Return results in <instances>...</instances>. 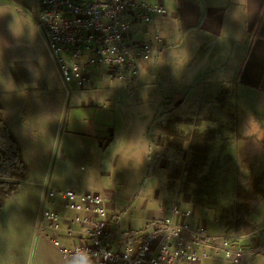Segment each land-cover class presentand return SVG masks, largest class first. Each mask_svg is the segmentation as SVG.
I'll use <instances>...</instances> for the list:
<instances>
[{"label": "crops", "instance_id": "0c3cea01", "mask_svg": "<svg viewBox=\"0 0 264 264\" xmlns=\"http://www.w3.org/2000/svg\"><path fill=\"white\" fill-rule=\"evenodd\" d=\"M152 1L163 2L167 10L153 23L164 48L140 61L137 76L128 84L96 68L90 70L89 86L65 97L44 45L38 44L37 49L42 57L31 58L24 44L18 48L15 43L0 42L2 117L27 168L18 191L8 197L22 192L23 200L7 198L0 208V230L7 222L14 223V230L2 238L8 248H0V264H28L29 260V264H35L34 260L37 264H67L46 239L33 236L43 184L106 196L124 230L122 222L136 201L143 176L139 168L149 160L150 144L162 159L157 174L178 152L167 146L162 116L181 109L194 114L203 100L226 94L233 103L231 113L237 115L242 104L248 105L252 113L247 118L253 121L255 136L264 131V0ZM63 110L68 115L64 127L60 123ZM173 125L176 128V121ZM167 184L163 192L154 186L145 189L148 203L158 202V208L140 218V225L132 227L127 218V226L141 228L152 215L162 216L164 208L177 204L193 211L192 225L201 221L211 233H226L215 219L216 229L210 230L208 223L213 222L203 220L204 212L195 209L189 195L184 191L179 197L180 190L170 181ZM252 216L248 231L261 227L256 243L262 244L264 192L253 204ZM201 264L231 263L206 259ZM246 264H264V249Z\"/></svg>", "mask_w": 264, "mask_h": 264}, {"label": "built area", "instance_id": "2783aa9c", "mask_svg": "<svg viewBox=\"0 0 264 264\" xmlns=\"http://www.w3.org/2000/svg\"><path fill=\"white\" fill-rule=\"evenodd\" d=\"M164 1V0H163ZM29 14L51 59L65 97L89 86L90 70L104 68L125 84L140 61L164 48L153 23L167 10L152 0H32ZM109 198L42 185L33 236L46 239L67 264H246L264 249L261 227L244 233H211L192 210L177 204L138 229L120 228ZM65 238L67 244H61Z\"/></svg>", "mask_w": 264, "mask_h": 264}, {"label": "rangeland", "instance_id": "374dc122", "mask_svg": "<svg viewBox=\"0 0 264 264\" xmlns=\"http://www.w3.org/2000/svg\"><path fill=\"white\" fill-rule=\"evenodd\" d=\"M4 5H8L7 9H4ZM32 8V0H0V42L15 43L18 48L24 44L29 48L28 56L33 54L31 58H35L42 57L37 49L38 44L43 46V42L37 32L35 22L29 14ZM230 102L231 99L229 101L227 95L223 94L203 100L200 104L201 109L194 114L188 115L189 113H185V109H181L162 116L163 112L160 111L158 117L162 116L163 120H166L165 123L170 126L172 124L173 130L177 131L178 141H180L179 150L176 157L167 160L163 170L157 174L159 172L158 164L162 159L160 160L159 150L150 144L149 160L139 168V171L143 169V176L135 196L136 201L125 213L126 219L122 222L123 229L131 228L135 224L140 225V218L144 217L147 212L158 208V202L148 203L145 189L154 186L156 191L160 189L162 192L167 191V181H170L175 189L180 190L179 197H182L185 191L191 202L195 204V209L198 210L200 207L199 210L204 212L203 220L209 218L213 222L212 224L208 223L210 230L215 231L218 222L226 233H242L244 230L236 227L235 223L229 225L227 219L235 220V222L242 219L244 223H252V213L243 212L240 204H245L244 201L241 202L244 190L249 185L253 186V180L260 178L259 186L264 189V131L259 137H257L259 134L255 136L257 130L253 129V121H249L247 118L251 116L252 112L245 104H242V111L237 110V115L234 113L236 122L231 121L230 112L232 111L230 109L233 108V103ZM243 112H245L244 115ZM62 117H64V122ZM67 117L66 111L63 110L60 122L62 127L67 122ZM205 119H209V121ZM175 121L176 128L173 125ZM207 128L215 131L212 135L214 139H211L213 143L209 146L207 153L193 157L194 160H192L188 143L190 141L185 140V137L195 131ZM167 175H170L172 179ZM174 188L170 196L174 195ZM21 196L22 192L19 196L15 195L12 198L14 201H22ZM10 199L8 198V200ZM234 212V216L230 214ZM15 214L16 212L10 218L15 217ZM200 214L201 218L202 213ZM127 218H131V226H127L125 223ZM214 219L217 221L216 223ZM26 226L24 228L28 232V223ZM13 230L14 223L12 221L7 222L6 226L0 230L1 250L8 248L4 245L2 238ZM60 243L66 245L67 240L62 238ZM14 249L16 248L14 247ZM45 251L51 252V249L46 247ZM33 254L34 248L31 258ZM35 261L34 263L37 264Z\"/></svg>", "mask_w": 264, "mask_h": 264}, {"label": "trees", "instance_id": "16d2710c", "mask_svg": "<svg viewBox=\"0 0 264 264\" xmlns=\"http://www.w3.org/2000/svg\"><path fill=\"white\" fill-rule=\"evenodd\" d=\"M230 117L231 121H234V114L231 112ZM205 120L209 121V119ZM164 122H166V120H164L163 123ZM162 131L167 146L179 150L178 144H180V141H178L179 137L177 131H174L173 127L167 123L162 127ZM213 132H215L213 129L207 128L202 131H195L185 137V140L190 141L188 143L190 146V153L192 154V160H194L193 157L208 152L209 146L213 143ZM26 175L27 168L23 162L21 148L3 120L2 107L0 104V208L4 204L5 199L18 191L20 185L19 180L24 179ZM260 183V178H257L253 180V186L249 185L244 190L243 200H240L241 202L244 201L245 204L241 203L240 206L242 211L246 214L248 212L252 213V204L258 201L264 192L263 188L259 186ZM230 214L234 216L235 212ZM227 222L229 225L235 223L236 227H239V229L244 231H248L252 227L250 223L242 222V219L237 220L236 222L235 220L231 221L230 219H227Z\"/></svg>", "mask_w": 264, "mask_h": 264}]
</instances>
